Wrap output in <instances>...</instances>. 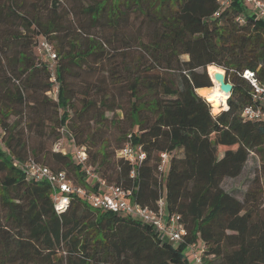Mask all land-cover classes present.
Listing matches in <instances>:
<instances>
[{"label":"trees","instance_id":"16d2710c","mask_svg":"<svg viewBox=\"0 0 264 264\" xmlns=\"http://www.w3.org/2000/svg\"><path fill=\"white\" fill-rule=\"evenodd\" d=\"M66 2L73 23L59 11L62 0H0V264H187L183 250L194 243L205 246L207 264H264V206L252 191L241 200L222 187L240 176L250 154L261 160L264 176V119L240 117L247 106L264 111L242 77L250 71L264 85V20L241 0L225 8L217 0ZM136 20L142 35L123 40L124 48L111 46ZM95 30L98 36L89 33ZM40 37L56 43L57 101L46 95L49 72L33 52ZM207 66L224 70L233 85L225 111L211 110L195 92L210 86ZM84 72L94 96L84 94L69 116L72 80ZM125 94L124 107L118 99ZM116 110L128 130L119 134L115 158L101 143L86 164L130 190L133 202L156 209L163 195L157 168L166 153L165 211L178 214L186 230L178 247L130 215L93 209L77 195L57 215L48 185L26 181L13 165L30 156L88 187L73 155L52 146L68 122L77 146H95L88 125L104 126L105 114ZM128 141L145 152L140 164L116 157ZM262 183L256 194H264Z\"/></svg>","mask_w":264,"mask_h":264},{"label":"built area","instance_id":"2783aa9c","mask_svg":"<svg viewBox=\"0 0 264 264\" xmlns=\"http://www.w3.org/2000/svg\"><path fill=\"white\" fill-rule=\"evenodd\" d=\"M241 1L243 7L248 10L255 20H264V0ZM217 3L220 8H225L229 5V0H217ZM236 21L240 24L244 23L241 16L237 17ZM36 51L40 57V61L46 63L49 72V81L52 83V88L46 95L52 100L57 101L59 82L56 78V53L53 46L43 38L39 39ZM242 77L251 86L253 100L264 105V85L250 71H245ZM240 117L243 121H259L264 119V111L259 106H247L242 109ZM60 132H63V128H61ZM2 135L3 131L0 128L1 147H3ZM116 157L124 159L131 164H140L145 158V152L141 147H134L128 141L116 152ZM76 159L77 163L81 165V168L85 172L88 187L76 185L65 172H54L30 156L22 161L13 159V165L21 172L26 181L46 183L48 185L52 205L57 215L63 213L69 206L72 196L77 195L93 209L120 215H130L141 223L151 226L158 238L167 244L174 246L175 243H184L186 230L181 223L180 216L178 214H168L165 211L163 195L158 199L156 209L143 207L131 200L130 190L124 189L120 185L109 184L94 172L86 164L87 157L84 149L77 152ZM160 159L161 161L157 170L162 175L163 169L168 162V155L162 153L160 154ZM133 175L134 172L132 171L131 177ZM187 246L190 248V258L186 256L187 264H207L204 256V245L194 243Z\"/></svg>","mask_w":264,"mask_h":264},{"label":"rangeland","instance_id":"374dc122","mask_svg":"<svg viewBox=\"0 0 264 264\" xmlns=\"http://www.w3.org/2000/svg\"><path fill=\"white\" fill-rule=\"evenodd\" d=\"M27 1L35 2V0H27ZM93 1L95 0H82L83 6L86 7L90 5ZM64 4H66V7L68 5V11L66 10L65 6H63ZM45 6L46 3L44 5L42 2L41 8L45 9ZM69 6L70 5L67 4L66 0H62V4L60 6L61 8L59 9V11L61 15L66 18L67 23H69L68 19L71 20V23H73L72 20L73 21L75 20V16L73 15L74 12L73 11L71 12V10H70V15L68 16ZM29 10L32 11L31 8H29ZM138 25H139V20L134 21L132 26L128 25L126 28L127 31L126 34L124 36L118 37L119 40L116 39L117 43H114L111 46L123 47L124 44L123 40H129L130 38L131 39L135 38L137 35H142L143 30L141 32H138V29L140 28ZM89 33L94 36H98L99 34L97 30L90 31ZM70 37L71 39H76V32L75 33L70 32ZM40 38L37 39L36 45L34 46L33 49L34 55L38 60H40V57L38 56L36 49ZM53 44H54L53 45L54 48L56 49V43L54 41ZM127 44L129 45V41L127 42ZM111 46L108 47L111 48ZM123 48H120L119 51L122 50ZM124 51L126 54L125 57H127V59L129 60V49ZM108 55L111 56V54L109 53ZM122 57L124 56H117V59H120ZM181 59L187 60V56H182ZM75 71L77 70L75 69ZM198 72H202V70H199ZM89 75L90 74L84 72L82 76H79V78L76 77L72 80L71 87H72L73 98L71 104L73 108L68 112L69 116H72L74 111L78 110L81 107V98L83 97L84 94H86L87 96H94V94H92L91 91H89L90 85L86 83V80L90 78ZM126 98H127V94L119 97L118 99L119 104L125 107ZM213 114H217V113H213ZM105 116L109 120L105 123L104 126L101 127L98 122L90 123L88 125L89 133L91 134L93 133L96 136L95 146H93L92 144L88 145V147L77 146L74 139V134L71 131L70 122H68L63 127V132L62 133L60 132V139L52 146V150L55 152H61L62 154L65 153L72 154L74 158V162L77 163V159H76L77 152H80L82 149H84L86 157H88L89 153L95 154V152L98 150L99 146H101L102 143V144H108L107 153L109 156L114 155L115 158L114 149L117 141L119 140V134L125 130H128V125L125 121H123V116H124L123 110H116L114 113H106ZM110 119H112V122H110ZM57 144H58V149H57ZM261 163H262L261 160L255 154H250L248 161L240 176L235 179H225L222 184L223 189L235 195L238 199L241 200L243 196L247 193V191L250 192L252 191V193H255L258 204L261 203L260 208L262 209V207L264 206V194L263 195L258 193L256 194V191H258V185L262 187L263 186L262 182L264 181V176L261 169ZM167 173H168V165H165L161 175L163 198L165 194V182H166ZM71 177L74 176L71 175ZM254 179H257V181L254 182ZM178 245L179 243L174 244L175 247H178ZM189 252H190V248L186 246V248L183 250V253L185 254V256H188L190 258Z\"/></svg>","mask_w":264,"mask_h":264},{"label":"water","instance_id":"95a60500","mask_svg":"<svg viewBox=\"0 0 264 264\" xmlns=\"http://www.w3.org/2000/svg\"><path fill=\"white\" fill-rule=\"evenodd\" d=\"M208 68H209V66H207L205 68V71H206V74L209 77L210 86L199 87V88H197L195 90V92L197 93V90H201V89H210V88H212L213 85H214V81H215L216 83H218V89H219L220 93H224V94L227 95L226 96L227 97L226 98V104H227V99L229 98V96L231 94L233 85L228 81L225 71H223L221 68L217 67L221 72H214L212 77L210 76ZM206 103L209 105L211 110L220 108L219 104L214 105V103L208 102V101H206ZM227 109H228V106H227ZM220 111H225V109H221Z\"/></svg>","mask_w":264,"mask_h":264},{"label":"bare ground","instance_id":"6f19581e","mask_svg":"<svg viewBox=\"0 0 264 264\" xmlns=\"http://www.w3.org/2000/svg\"><path fill=\"white\" fill-rule=\"evenodd\" d=\"M209 69L210 76H213L214 72H221L217 67L211 66ZM197 94L203 97L206 101L214 103V105L219 104L220 107L227 109L226 105V94L220 93L218 89V83L214 81V85L210 89L197 90Z\"/></svg>","mask_w":264,"mask_h":264}]
</instances>
